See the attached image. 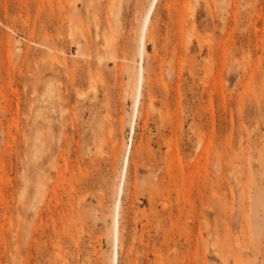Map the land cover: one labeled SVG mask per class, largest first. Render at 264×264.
Here are the masks:
<instances>
[{
	"label": "rangeland",
	"instance_id": "obj_1",
	"mask_svg": "<svg viewBox=\"0 0 264 264\" xmlns=\"http://www.w3.org/2000/svg\"><path fill=\"white\" fill-rule=\"evenodd\" d=\"M152 1L0 0V264H264V0Z\"/></svg>",
	"mask_w": 264,
	"mask_h": 264
},
{
	"label": "bare ground",
	"instance_id": "obj_2",
	"mask_svg": "<svg viewBox=\"0 0 264 264\" xmlns=\"http://www.w3.org/2000/svg\"><path fill=\"white\" fill-rule=\"evenodd\" d=\"M113 1H115V0H113ZM154 7H155V0H153V1L150 3V5H149L147 11L145 12L144 17H143L142 27H141V37H140V40H141V41H142V39H143V30L145 29L147 23H148L149 20H150V17H151V15H152V12H153V10H154ZM141 45H142V49H143V44L141 43ZM136 80H137L136 89H138V87H139V84H138V83H139V80H140V71H139L138 74H137ZM113 260L115 261V255H114ZM113 264H114V262H113Z\"/></svg>",
	"mask_w": 264,
	"mask_h": 264
}]
</instances>
